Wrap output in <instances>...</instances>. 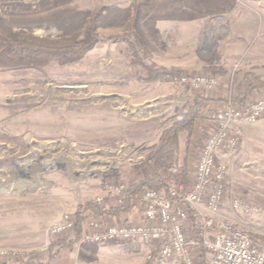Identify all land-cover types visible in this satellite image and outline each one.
I'll use <instances>...</instances> for the list:
<instances>
[{
    "label": "rangeland",
    "instance_id": "374dc122",
    "mask_svg": "<svg viewBox=\"0 0 264 264\" xmlns=\"http://www.w3.org/2000/svg\"><path fill=\"white\" fill-rule=\"evenodd\" d=\"M0 39L91 44L64 61L0 53V251L8 254L0 260H45L50 244L73 232L49 234L59 216L73 218L83 201L105 197L106 184L125 183L128 168L158 140L162 126L137 125L163 121L197 93L208 94L175 77L213 75L211 96H225L246 69H264V0H0ZM140 62L176 73L153 80ZM218 105L207 103L204 114ZM211 129L201 120L191 137V171ZM224 162L218 223L228 218L264 239V119L243 126ZM233 197L259 211L232 209ZM137 206L131 217L140 214ZM99 218L119 223L126 216ZM144 254L140 246L80 239L47 264H144Z\"/></svg>",
    "mask_w": 264,
    "mask_h": 264
},
{
    "label": "built area",
    "instance_id": "2783aa9c",
    "mask_svg": "<svg viewBox=\"0 0 264 264\" xmlns=\"http://www.w3.org/2000/svg\"><path fill=\"white\" fill-rule=\"evenodd\" d=\"M198 92L208 94L216 86L213 75L195 74L175 77ZM212 129L200 147L187 189L181 194L171 189L161 192L146 188L138 193L140 214L119 223H106L91 216L83 229L81 242L112 244L117 248L140 246L145 252L144 264H196L197 253H209L206 264H264V248L255 243L251 234L228 218L217 217L225 202L227 165L226 156L240 144L243 126L264 119V92L240 106L231 102L218 105L205 113ZM224 160V161H223ZM125 183L106 184L109 200L121 201ZM105 197L95 202L103 204ZM232 209L243 213L258 212L250 201L233 197ZM264 216V209L261 211ZM75 221L69 213H62L48 228L53 237L69 234ZM7 258L6 251H0Z\"/></svg>",
    "mask_w": 264,
    "mask_h": 264
},
{
    "label": "trees",
    "instance_id": "16d2710c",
    "mask_svg": "<svg viewBox=\"0 0 264 264\" xmlns=\"http://www.w3.org/2000/svg\"><path fill=\"white\" fill-rule=\"evenodd\" d=\"M130 43L129 46L134 47L132 41ZM90 46L91 44L86 42L63 47H50L35 43L8 42L0 39V53H5L14 59L24 60L41 58L64 61L67 57L84 54ZM140 64L148 71V78L153 80L168 79L176 73L169 68L154 67L146 62H140ZM262 92H264V74L254 69H246L240 78L230 85L225 92V96L218 95L214 97L204 92L197 93L189 103L176 106L165 120L140 123L141 126L137 125L140 130L145 128L156 129L159 126H162V129L158 140L148 148L142 160L137 161L125 172L126 190L123 199L106 206L90 200L79 204L73 212L75 226L71 236L50 244L51 247L45 260L29 254L21 260H0V264H47L50 259L59 254V250L73 245L82 238L83 229L90 216L106 217L123 214L126 218H129L137 205L141 210L138 193L143 189L153 188L164 193L174 189L181 194L187 189L192 169L188 156L190 140L198 123L205 120L204 108L206 104L217 101L222 105H226L227 100L230 98L231 102L236 106H240ZM205 121L208 126H213L212 123ZM107 175L114 177L117 174L112 172ZM250 234L253 241L264 248V239L259 238L256 234ZM206 259L207 252L201 250L197 253L196 264H206Z\"/></svg>",
    "mask_w": 264,
    "mask_h": 264
},
{
    "label": "crops",
    "instance_id": "0c3cea01",
    "mask_svg": "<svg viewBox=\"0 0 264 264\" xmlns=\"http://www.w3.org/2000/svg\"><path fill=\"white\" fill-rule=\"evenodd\" d=\"M257 72H259V73H261V74H264V69H261V71L260 70H258ZM211 95V94H210ZM219 94H213V96L214 97H216V96H218ZM221 95V94H220Z\"/></svg>",
    "mask_w": 264,
    "mask_h": 264
}]
</instances>
